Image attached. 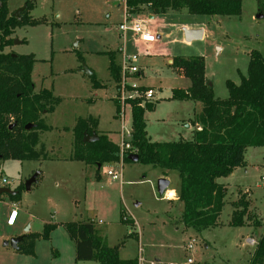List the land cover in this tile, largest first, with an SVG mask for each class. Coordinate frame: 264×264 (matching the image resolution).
I'll return each instance as SVG.
<instances>
[{
    "label": "rangeland",
    "instance_id": "1",
    "mask_svg": "<svg viewBox=\"0 0 264 264\" xmlns=\"http://www.w3.org/2000/svg\"><path fill=\"white\" fill-rule=\"evenodd\" d=\"M4 1L13 13L27 0ZM28 1L32 3L29 15L38 22L16 27L7 50L33 54L34 91L49 89L58 100L51 111L43 109L40 115L41 122L49 126L39 133L36 148L40 157L22 161L0 158V187L14 190L39 172L30 188L23 187L19 199L13 200L19 215L12 227L6 224L12 200L6 193L0 195V264H98L95 260L75 261L74 241L63 226L65 222L88 219L107 245L120 244V257H136L141 248L147 259L166 263H181L191 256L201 263L247 264L254 248L248 239L255 236H250L247 228L228 224L230 199L236 194L232 186H228L220 223L197 231L182 223L181 203L164 197L167 190L178 195L176 171L164 172L151 164L119 160L96 167L69 157L73 150L72 128L79 118L96 119L97 130L115 143L120 141L122 125L131 129L130 107L125 106L123 119L117 115L116 85L109 74L106 54L121 47L127 55L138 54V65L144 73L139 83L152 86L156 92L152 110L144 114L150 140L192 139L195 128L190 120L197 117L200 101L189 93V78L175 71L169 61L202 57L205 78L214 96L227 97L225 80L238 83L240 75H246L248 52L256 48L264 54V5L259 6L257 0H242L239 15L192 14L185 8L155 13L145 7L136 16L156 19L157 24L151 22L150 26L159 36L145 52L134 45L130 31L125 41L118 33L124 15L121 0ZM184 25L204 29V36L187 42ZM83 65L91 75L81 71ZM244 159L252 161L246 165V173L238 169V177L218 180H241L242 188L250 191L252 206L261 213L264 146L247 147ZM108 168L122 170L121 184L106 174ZM162 177L169 180V185L160 194L157 181ZM121 210L127 223L120 220ZM132 219L137 223L133 227L129 224ZM45 224L55 226L48 239L35 240L33 254L3 246L11 238L42 232ZM130 227L139 234L138 239L135 233L128 234ZM259 229L256 227V232ZM191 239L193 252L185 248Z\"/></svg>",
    "mask_w": 264,
    "mask_h": 264
},
{
    "label": "trees",
    "instance_id": "2",
    "mask_svg": "<svg viewBox=\"0 0 264 264\" xmlns=\"http://www.w3.org/2000/svg\"><path fill=\"white\" fill-rule=\"evenodd\" d=\"M259 6L264 0H257ZM242 0H127L129 13L137 14L147 7L155 13L185 8L192 14L239 15ZM32 3L25 2L24 10L16 17L8 11L6 2L0 4V158L29 160L40 157L37 151L39 133L49 126L43 124L40 115L43 109L51 111L58 98L49 89L34 91L31 71L33 54H16L8 51L12 45V33L18 26L35 24L29 15ZM13 54V55H12ZM109 58L110 76L119 81L117 51L106 53ZM246 75H240L238 83L225 80L228 94L225 98L214 96L210 81L205 78V64L202 57L173 58L170 66L189 78V93L200 101L201 129L194 132L190 140L151 141L147 136L144 118L145 110H152L154 103L139 105V100L130 101L132 153L137 162L154 167L174 170L179 177L177 201L182 205L180 219L185 227L197 231L218 225L225 204L226 187L219 183V177L228 176L233 169L245 164L247 147L264 146V54L253 48L248 52ZM96 82V81H95ZM176 93V92H175ZM48 107V108H47ZM116 111L119 104L116 101ZM26 124H31L29 129ZM73 150L70 159L81 160L96 167L103 162L119 160L117 143L105 133L97 130L94 118H79L72 128ZM96 134L95 141H84L85 135ZM131 152L123 154V162L130 161ZM98 177V172H95ZM24 186H17L13 200H18ZM248 200L241 194L232 202L229 225L240 227L251 221L254 228H262L254 237V248L247 264H264V223L248 213ZM120 212V220L124 219ZM54 224H45L40 233L26 234L18 243L20 253L33 254L36 239H48ZM75 245V261L95 260L98 264H136V258H121L118 245H107L97 235L92 220L69 221L63 224ZM193 264H229L195 262Z\"/></svg>",
    "mask_w": 264,
    "mask_h": 264
},
{
    "label": "built area",
    "instance_id": "3",
    "mask_svg": "<svg viewBox=\"0 0 264 264\" xmlns=\"http://www.w3.org/2000/svg\"><path fill=\"white\" fill-rule=\"evenodd\" d=\"M124 3V15L123 20L117 26V30L119 35L125 41L126 33L128 31L131 32L133 36L134 45L145 52L148 51L147 47H144L148 44L157 41L159 37L156 34V31L153 30L150 26L151 22L153 21L151 18H139L135 14H131L128 12L126 7L127 0H121ZM119 54V81L116 84V101L119 104V111L117 112L120 118H124L125 116V106L130 107V101L139 100V105L144 106L146 102H153L155 100V89L151 86H144L143 84L139 83V78L143 74V69L138 65V54L127 55L125 53L124 47H121L117 50ZM131 109V107H130ZM122 130V135L120 141L117 142L119 148V161L123 162V154L126 151L133 152V149L130 144L131 140V129L128 130L124 125ZM106 174L112 179L117 180L119 183H122V170L119 171L108 168ZM261 186L264 191V175L261 176ZM17 216V209L16 207H12L9 215L6 219L7 225H13L15 223ZM124 219L127 220L126 217ZM131 220L132 227L137 225L136 221ZM130 227L128 230V234H132L135 231ZM136 233V232H135ZM249 242L254 244V239L249 238ZM194 239H191L185 246L186 250L193 252L194 248ZM136 258V264H193L195 263L194 259L190 256L186 258L184 262L181 263H166L162 262L158 259L149 260L145 257L143 250L141 248L138 249V253Z\"/></svg>",
    "mask_w": 264,
    "mask_h": 264
},
{
    "label": "crops",
    "instance_id": "4",
    "mask_svg": "<svg viewBox=\"0 0 264 264\" xmlns=\"http://www.w3.org/2000/svg\"><path fill=\"white\" fill-rule=\"evenodd\" d=\"M152 16L150 15L148 18H151ZM152 19H153V23H155V24H157V22H156V19H154L153 17H152ZM184 28L187 30V33L186 34H184V36H185V39H186V41L187 42H190L191 40H193V39H200V38H202L203 36H204V32H205V30L204 29H202V28H198L197 26H193V25H184ZM155 42H153V43H151V44H148V45H146V46H144V47H147L148 49H151L152 48V45L154 44ZM117 63H118V61H119V54L117 53ZM171 62V60L169 61V63ZM144 74V73H143ZM143 74L141 75V77L143 76ZM141 84H143V83H141ZM144 86H150V85H146V84H143ZM152 87V86H151ZM114 100H115V98H114ZM115 103H116V100H115ZM200 105H201V103H200ZM201 107H202V105L200 106V111H199V113H198V115H197V117H195L193 120H190L191 121V123L192 124H194V128H195V130H194V132H196V131H198V130H200L201 129V124H200V113H201ZM145 114V113H144ZM118 115V114H117ZM144 118H145V116H144ZM190 126V124H187L186 125V127H189ZM107 135V134H106ZM108 136V135H107ZM147 136H148V134H147ZM108 138L112 141L113 139H111L109 136H108ZM114 142V141H113ZM116 142V141H115ZM245 160V159H244ZM249 160V162L247 163L246 162V160H245V164L243 165V166H241V167H236L235 169H233V171L228 175V176H226V177H228V178H231V179H233L234 177H238L239 175H240V170H238V169H244V173H246L247 172V168H246V165H251L252 164V161H251V159H248ZM262 175H264V174H262ZM261 175V176H262ZM261 176H260V178H261ZM220 178V177H219ZM218 178V179H219ZM217 179V181L219 182V183H221V184H223L225 187H226V195H225V202L227 201L226 200V196H227V193H228V186H232L233 188H235V190H236V194L235 195H233V198L232 199H230V205H231V207H232V209H233V206H232V202L233 201H235L236 199H238V197L241 195V194H244L245 195V199L246 200H248V211L252 214L251 216H253L254 218L256 217L258 220H260V217H262L263 219H261V223H264V211L263 212H261L260 213V211H258L257 212V206H252V202H251V197H250V191H249V189L248 188H246V187H244V188H242L244 185L242 184V183H240L241 182V180H235L234 182H232L233 180H225V181H223V180H218ZM231 182H232V184H231ZM169 192V194H167ZM172 195V196H171ZM164 197H166V198H168L169 199V201H171L170 199L171 198H173V199H175L176 201H177V196H175V193L173 192V191H171V190H167L166 192H165V194H164ZM11 202V208L12 207H15L14 206V203H13V201H10ZM224 207V206H223ZM232 211V210H231ZM18 215L19 214H17V216H16V220H15V223L13 224V225H8L9 227H12V226H14L15 224H16V222H17V219H18ZM258 215V216H257ZM230 220V219H229ZM229 220H228V222H229ZM133 221H135V220H133ZM241 227H244V228H247L248 229V231H249V234H250V236H257L258 234H260L261 233V231H262V228L260 227V229H259V233L258 232H256V230H255V228H254V226L252 225V223H251V221L249 220V221H247V223L246 224H244V225H242V226H240V228ZM105 232H106V229H105ZM135 233V232H134ZM136 234V233H135ZM136 237H137V239L139 238V234L137 233L136 234ZM248 242H249V239H248ZM250 243V242H249ZM122 244H123V242H122ZM251 244V243H250ZM118 245V244H117ZM3 246H6V245H3ZM253 251V250H252ZM118 252H119V250H118ZM120 256V255H119ZM135 257V256H134ZM134 257H121V258H134ZM249 259V258H248Z\"/></svg>",
    "mask_w": 264,
    "mask_h": 264
},
{
    "label": "water",
    "instance_id": "5",
    "mask_svg": "<svg viewBox=\"0 0 264 264\" xmlns=\"http://www.w3.org/2000/svg\"><path fill=\"white\" fill-rule=\"evenodd\" d=\"M24 8H25V5L23 7H21V8H19L18 10H16L15 12H13L12 13L13 16L17 17L24 10ZM183 31H184V34L187 33V30L185 28H183ZM81 71L84 72L87 75H91L92 74V72L90 70H88L85 65H83L81 67ZM31 127H32L31 124H26L25 125L26 129H29ZM97 139H98V136L96 134H92L90 136L85 135V137H84V141H86V142L95 141ZM128 158H129L130 161H133V162H137V160H138V156H137L136 153H131L128 156ZM99 166L100 165H98V167ZM38 175H39V172L36 171L25 181V184H24L25 189L28 190L30 188L31 184L33 182H35V180H36ZM168 185H169V180L168 179H166L164 177L159 178L158 181H157V190H158V192L160 194H162L165 191V189L167 188ZM2 193H6L8 195H13V194L16 193V191L12 190V189H10L8 187H0V195ZM23 237H24V235L11 238L10 240L4 241L3 245H10L13 249H16L17 246H18V243L23 239Z\"/></svg>",
    "mask_w": 264,
    "mask_h": 264
}]
</instances>
